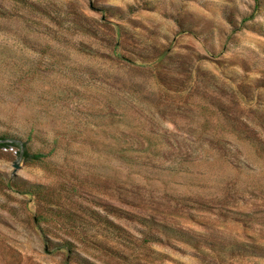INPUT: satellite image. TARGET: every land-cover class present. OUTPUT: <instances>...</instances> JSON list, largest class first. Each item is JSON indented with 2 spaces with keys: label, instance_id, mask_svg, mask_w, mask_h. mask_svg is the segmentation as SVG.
Masks as SVG:
<instances>
[{
  "label": "rangeland",
  "instance_id": "rangeland-1",
  "mask_svg": "<svg viewBox=\"0 0 264 264\" xmlns=\"http://www.w3.org/2000/svg\"><path fill=\"white\" fill-rule=\"evenodd\" d=\"M222 129L264 147V0H0V137L53 151L0 148V264H264Z\"/></svg>",
  "mask_w": 264,
  "mask_h": 264
},
{
  "label": "trees",
  "instance_id": "trees-1",
  "mask_svg": "<svg viewBox=\"0 0 264 264\" xmlns=\"http://www.w3.org/2000/svg\"><path fill=\"white\" fill-rule=\"evenodd\" d=\"M111 61L119 63V64L121 63V61L117 60L115 57H112ZM212 134H213L212 136L214 137V139L215 138L218 139L217 143H219V140H220V144H223V145H227L228 144L229 145V147L231 148V151H233V153H234V157L230 161V160L226 159L224 153H222L219 156L218 152L217 153H212V149H207V154L205 156V159H206L207 162L208 161L210 162V161H212L214 159H219V157H220L222 162H224V164H228V167L230 168V170H234V171H236V173H237V171L239 173H244L246 171H251L252 167L249 166V163L247 161V157H245V159H242V160L238 159L239 157L237 158V155L240 153V144H243L244 146H246V149H248V154L249 155H251V153L253 155H255V153L257 154V158H259L261 160L260 164H262L261 166H262L263 172H264V158H262L263 157V153H264V147L262 145L255 144V142H249V138H247V139L243 138L242 136L237 135L233 130L222 129V130L219 131V133L212 132ZM0 140H8V137L1 136ZM11 146L19 147L20 156L26 162H31V163H42L47 158H49L51 156L52 152H53L52 150L43 151L41 149L32 152L26 147L25 143L19 144L16 141H12V140H8L7 142L0 143V148H7V147H11ZM125 150L127 152H129V151H137L139 149L138 148H134V147H130V148H127ZM146 150H148V149H146ZM221 150L223 152H225V147H221ZM184 172H186L187 174L189 173V171H184ZM228 176H232V175H228ZM262 177H263L262 175H260L259 177H253L252 176V178H254V179H252V182L257 184V186L264 185V178H262ZM140 222H141V224L150 225L154 221L151 220V219H148V218H141ZM158 226L161 227V229H163V230H165L167 232H170L171 235H173L177 239H180L178 236H185L183 233L177 232L175 229H173L171 227H167L166 225H161V223H158ZM66 245L69 246L71 244L70 243H66ZM69 250H70V248H69Z\"/></svg>",
  "mask_w": 264,
  "mask_h": 264
},
{
  "label": "water",
  "instance_id": "water-1",
  "mask_svg": "<svg viewBox=\"0 0 264 264\" xmlns=\"http://www.w3.org/2000/svg\"><path fill=\"white\" fill-rule=\"evenodd\" d=\"M8 140H0V143H4V142H7ZM11 147H15V146H11ZM26 147L29 149V146L26 145ZM15 167H17V164L15 165Z\"/></svg>",
  "mask_w": 264,
  "mask_h": 264
}]
</instances>
